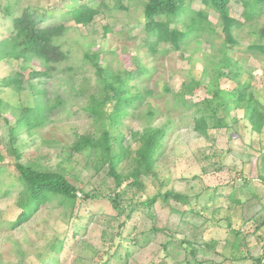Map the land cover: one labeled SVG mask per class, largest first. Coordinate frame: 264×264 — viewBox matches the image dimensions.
I'll use <instances>...</instances> for the list:
<instances>
[{"label":"rangeland","instance_id":"1","mask_svg":"<svg viewBox=\"0 0 264 264\" xmlns=\"http://www.w3.org/2000/svg\"><path fill=\"white\" fill-rule=\"evenodd\" d=\"M143 1L126 0L122 9L115 8L112 0L106 6L99 0L81 1L98 4L99 11L86 24L67 19L66 31L58 40L67 58L52 64L47 77H32L30 89L15 92L0 87L5 106V117H0V165L4 166L0 171V264H254V258L264 264V122L256 130L248 120L249 110L224 106L218 115L227 127L211 128L202 135L193 128V109L176 107L179 95L192 102L211 96L205 83L216 61L221 62L222 51L233 66H221L219 85L232 90L236 83L228 76L240 67V83L249 80L255 94L264 96V53L247 51L249 46H264L260 35L264 8L244 21L240 3H232L234 43L223 48L220 15L200 0L187 2V13L178 23L172 20L170 27L186 25L190 12L205 13L207 27L178 48L161 43L155 54L147 55L146 44L153 38L145 29ZM72 4L80 2L0 0V15H7L0 18V39L9 29L10 17L28 6L38 17H45L40 26H49L59 23ZM136 54L151 72L129 81L130 90L149 91L122 120L125 140L127 127L148 124L151 110L150 124L163 127L165 136L157 149L155 174L143 179L140 190L122 185L119 210L107 197L114 194V182L105 168L96 171L93 156L73 151L72 143L75 133L96 130L84 109L100 89L94 62L114 72L124 71L133 68ZM40 68L36 59H1L0 80L14 71L28 79L30 70ZM192 77L202 83L183 97L182 82ZM41 89L48 103H60L46 113L44 123L16 131L20 161L38 170L61 172L81 192L94 193L95 199L81 201L79 193V218L71 221L69 209L53 200L11 229L20 212L15 204L20 185L8 150L10 128L20 108L38 106L44 100L38 93ZM169 190L186 195L187 203L170 197L158 198L150 207L143 204ZM119 237L120 249L108 256L113 251L111 238L117 245ZM61 240L62 250L52 251V245Z\"/></svg>","mask_w":264,"mask_h":264},{"label":"trees","instance_id":"2","mask_svg":"<svg viewBox=\"0 0 264 264\" xmlns=\"http://www.w3.org/2000/svg\"><path fill=\"white\" fill-rule=\"evenodd\" d=\"M10 2L11 0H6ZM62 2L64 0H53ZM72 4L66 11V16L54 25L40 26V22L45 17H38L35 10L28 7L24 8L20 15L10 17V26L6 35L0 39V60L1 59H20L23 62L36 59L41 64L39 70H30L28 79H24L23 72L14 71L10 76L0 80L1 88H11L15 92L30 89L33 87L30 80L35 77H47L49 70L53 68L52 64L61 63L67 58V53L62 50L58 40L66 31L65 22L72 19L75 23L86 24L91 21L92 17L99 11L96 5L91 6L89 3ZM117 9H122L126 0H112ZM192 0H144L143 15L146 32L153 40L146 44L145 54L152 55L156 53V46L161 43H170L175 48L186 43V40L193 34H197L207 27L205 13L190 12V19L181 28L172 29L170 22L175 20L177 23L183 13H187L185 5ZM205 5L215 10L223 22L224 42L223 48L229 47L234 43L231 38V25L235 21L230 15V5L240 3V15L244 21H248L263 12L264 0H200ZM103 6L107 5V0H99ZM44 15V14H43ZM42 15V16H43ZM7 15H0V18ZM260 35L264 37V28ZM247 47V51L255 52L258 50L264 53V46L259 45ZM226 52L222 51L221 62L216 61L209 79L205 83L206 90L210 91L211 96L204 97L202 100L192 102L189 99L177 98L178 104L186 108L193 109V128L198 133L206 135L207 131L216 127H227L219 117L222 107L234 106L249 110L248 120L252 127L260 130L264 122V96L256 95L255 91L249 86V80L240 83L239 76L242 73L240 67H237L228 78L236 85L232 90H227L219 85L218 71L221 66L231 67L232 60L225 56ZM99 56L96 53L95 58ZM95 73L100 84L97 94L90 96L88 104L84 109L91 116L96 130L93 134L75 133L72 143V149L75 152L88 151L89 155L94 158V167L96 171L105 168L106 174L114 182V194L112 197L107 196L113 202L115 208L120 210L119 198L121 197L120 188L125 184L128 188L140 190L144 186L143 179L155 174V162L157 149L165 136V129L161 126H153L150 123L152 110L147 113L148 124L142 128H128V138L125 140V134L122 131V120L130 114L137 101L144 98L147 89L136 91L130 90L129 81H136L139 77H145L151 72V67L143 62L136 54L133 60V68L124 71H111L104 68L97 62H94ZM22 69L26 65H21ZM202 72L205 74L206 70ZM222 77V76H221ZM201 80L192 77L188 81L182 82L183 97L185 94L192 93L200 87ZM135 86V84H134ZM251 89V90H248ZM44 100L40 101L38 106H26L20 108V113L15 118V125L10 128V143L8 150L14 156V169L16 171L20 188L17 192L15 204L20 209L15 220L11 222L10 228H17L24 222L28 221L39 208L53 200H58L59 206L68 208V221L75 220L78 215L77 200L79 193L81 201L95 199L94 193L81 192L70 181L58 171L38 170L20 161V154L14 144L16 131L22 128L31 129L37 124L44 123L46 113L60 103V100L53 104L48 103L45 90H39ZM109 106V108L107 107ZM4 103L0 98V117L4 115ZM7 120V119H6ZM8 121V120H7ZM264 159V154L261 155ZM4 166L0 165V171ZM118 189L117 191H115ZM173 197L183 202L188 201V197L173 190L164 193H157L143 202L146 206H152L154 202L161 198L167 201ZM77 207V209H75ZM77 218H79L77 216ZM126 223V221H125ZM121 236V235H120ZM113 251L107 252L109 255H115L121 246V237L117 245L116 239L111 238ZM62 241L52 245V251L62 250ZM254 264H261V259L254 258Z\"/></svg>","mask_w":264,"mask_h":264}]
</instances>
